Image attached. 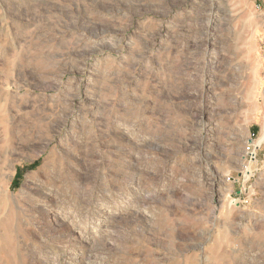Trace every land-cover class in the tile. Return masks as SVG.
<instances>
[{"label": "rangeland", "instance_id": "374dc122", "mask_svg": "<svg viewBox=\"0 0 264 264\" xmlns=\"http://www.w3.org/2000/svg\"><path fill=\"white\" fill-rule=\"evenodd\" d=\"M0 264H264V0H0Z\"/></svg>", "mask_w": 264, "mask_h": 264}, {"label": "bare ground", "instance_id": "6f19581e", "mask_svg": "<svg viewBox=\"0 0 264 264\" xmlns=\"http://www.w3.org/2000/svg\"><path fill=\"white\" fill-rule=\"evenodd\" d=\"M248 173H249V170H248ZM83 185V184H82ZM28 186V185H27ZM45 195V194H44ZM7 198V197H6ZM9 199V198H8ZM28 199V198H27ZM67 227V226H66Z\"/></svg>", "mask_w": 264, "mask_h": 264}]
</instances>
